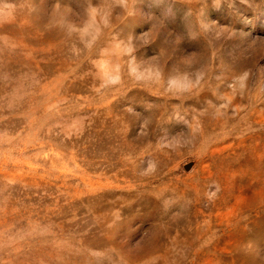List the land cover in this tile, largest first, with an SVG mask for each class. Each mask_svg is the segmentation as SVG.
<instances>
[{"label":"rangeland","instance_id":"rangeland-1","mask_svg":"<svg viewBox=\"0 0 264 264\" xmlns=\"http://www.w3.org/2000/svg\"><path fill=\"white\" fill-rule=\"evenodd\" d=\"M0 264H264V0H0Z\"/></svg>","mask_w":264,"mask_h":264},{"label":"water","instance_id":"water-1","mask_svg":"<svg viewBox=\"0 0 264 264\" xmlns=\"http://www.w3.org/2000/svg\"><path fill=\"white\" fill-rule=\"evenodd\" d=\"M189 167H190V165H187V166H186V169H189Z\"/></svg>","mask_w":264,"mask_h":264}]
</instances>
